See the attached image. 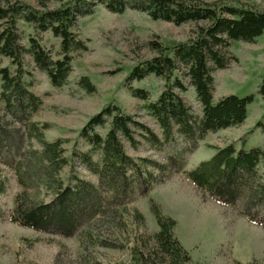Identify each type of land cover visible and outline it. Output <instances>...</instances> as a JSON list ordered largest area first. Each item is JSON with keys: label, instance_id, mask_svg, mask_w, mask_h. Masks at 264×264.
I'll return each instance as SVG.
<instances>
[{"label": "rangeland", "instance_id": "obj_1", "mask_svg": "<svg viewBox=\"0 0 264 264\" xmlns=\"http://www.w3.org/2000/svg\"><path fill=\"white\" fill-rule=\"evenodd\" d=\"M6 1H19L43 10L72 0H2ZM176 1L186 7L240 1L264 10V0ZM81 5L84 12L77 16L71 28V67L63 83L52 86L45 72L30 66L33 72L31 86L41 99L31 120L39 126L47 124L42 129L45 140H64L62 147L68 159L60 173L64 183H68L73 175L97 181L96 175L77 157V153L90 149L79 131L106 105L118 106L122 112L132 114L160 135L154 104L173 77L183 82L186 89L175 90L198 115L203 86L211 91L214 101L228 94L253 95L242 123L209 132L191 150L182 152V170L193 168L211 157L216 148L227 144H233L236 149L264 148V101L258 93L264 78V31L250 41L231 40L220 51L224 66L209 63L201 80L188 75L181 66L173 69L169 79L157 74L150 60L165 49V53L171 54L170 47L193 38L205 21L185 18L173 5L159 17H153L152 8L145 0H82ZM17 25L24 34V43L28 34L35 35L53 58L59 57L58 37L50 31H34L22 21ZM4 66L14 68L7 58L0 56V67ZM107 126L96 127V131L103 135ZM30 143L39 147L34 139ZM177 144L178 150L186 147L181 138ZM124 146L133 158L167 161L163 150L143 140L135 148L124 140ZM94 158L97 159L98 154H94ZM182 170H171L163 179L157 175V181L145 196L135 197L127 204V213L121 219L105 217L81 227L80 230H89L93 239L101 242L90 243L79 230L74 235L63 236L11 222L9 211L15 195L22 188L13 169L0 162V175L6 179L5 191L0 194L3 210L0 264H136L138 260L131 248L135 243L139 250L152 247L151 236L158 230L152 203L161 214L174 219L172 233L191 258L184 264H235L237 261L264 264V228L250 222L237 207L223 205L211 198L190 182ZM154 172L158 174L155 169ZM133 209L142 215V222L135 219ZM146 263L172 264L160 256L147 258Z\"/></svg>", "mask_w": 264, "mask_h": 264}, {"label": "trees", "instance_id": "obj_2", "mask_svg": "<svg viewBox=\"0 0 264 264\" xmlns=\"http://www.w3.org/2000/svg\"><path fill=\"white\" fill-rule=\"evenodd\" d=\"M145 1L152 8L153 17H159L173 5L183 17L206 22L198 27L193 38L170 47L171 54L165 53V49L150 60L152 69L169 79L173 69L181 66L188 75L201 80L209 63L224 66L220 51L231 40L250 41L264 31V10L240 1L194 7H186L176 0ZM81 3L82 0H72L53 9L41 10L19 1L4 3L0 0V56L14 66L13 69L0 67V162L13 169L22 188L9 211L11 222L63 236L74 235L79 230L90 243H101L100 239H93L89 230L80 228L105 217L121 219L127 213V204L135 197L145 196L157 181V175L163 179L171 170H182V152L191 150L209 132L242 123L253 95L228 94L214 101L211 91L203 86L198 115L179 94L186 89L183 82L173 77L154 104L160 135L132 114L108 104L90 117L79 131L90 149L77 153V157L96 175L97 181L73 175L64 183L60 176L68 163L62 147L64 140H45L42 129L47 124L39 126L31 120L41 99L32 89L30 66L45 72L52 86L63 83L71 67V28L77 16L84 12ZM18 21L34 31H50L58 37L59 57L53 58L35 35L28 34L24 43ZM258 93L264 101V78ZM106 124L103 135L96 131V127ZM180 138L186 147L178 150ZM31 139L39 144L38 148L31 145ZM124 140L134 148L143 140L163 150L166 163L148 157L133 158L126 152ZM94 154H98L97 159ZM182 173L211 198L237 207L241 215L264 228V148L236 149L233 144H227ZM5 188L6 179L0 175V194ZM151 208L158 230L151 236L152 247L139 250L135 243L131 248L138 260L136 264H147V258L153 256H160L172 264L191 261L172 233L174 219L161 214L154 203ZM133 214L135 219L143 221L137 209H133ZM2 215L0 206V219Z\"/></svg>", "mask_w": 264, "mask_h": 264}]
</instances>
